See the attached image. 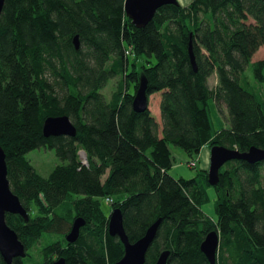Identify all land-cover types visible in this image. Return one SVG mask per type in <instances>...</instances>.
I'll return each mask as SVG.
<instances>
[{"label":"trees","instance_id":"16d2710c","mask_svg":"<svg viewBox=\"0 0 264 264\" xmlns=\"http://www.w3.org/2000/svg\"><path fill=\"white\" fill-rule=\"evenodd\" d=\"M124 3L5 0L0 18V145L11 189L30 211L28 221L8 214V224L28 252L46 233H67L76 217L65 213L76 195L83 196L75 206L86 219L79 238L42 246L43 264H52L54 254L64 256L67 264H114L124 255V244L110 235L108 218L96 211L100 198L117 195L112 207L122 208L131 242L162 219L145 264H155L165 249L170 250L167 264H211L201 243L213 230L220 235L216 264H264V161H228L215 186L208 171L204 183L170 172L172 145L191 157L204 145L264 149V91L256 86L264 85V58L253 61L264 46V0L167 4L141 28L127 16ZM76 34L79 49L73 43ZM131 54L136 67L129 72ZM142 55L147 57L140 66ZM123 73L107 100L101 90ZM141 74L148 79L149 95L162 92L161 131L149 109H133ZM213 74L218 83L210 87ZM130 85L135 92L128 95ZM211 99L229 123L217 132L212 129ZM61 114L70 116L77 134L45 137L44 119ZM40 147L54 149L63 161L48 176L27 157ZM79 149L85 150L87 165L79 161ZM205 185L217 192V223L202 211L210 200ZM0 264H7L1 254ZM13 264L26 263L16 257Z\"/></svg>","mask_w":264,"mask_h":264},{"label":"water","instance_id":"95a60500","mask_svg":"<svg viewBox=\"0 0 264 264\" xmlns=\"http://www.w3.org/2000/svg\"><path fill=\"white\" fill-rule=\"evenodd\" d=\"M5 0H0V18L3 12ZM167 4H180L179 0H125L124 7L127 16L133 23L141 28L146 26L155 16L157 10ZM192 34V33H191ZM76 49L80 48L79 34L73 38ZM189 53L191 63L198 70L193 43L190 40ZM148 79L141 74L139 86L135 92L132 106L136 112H145L149 109ZM77 134V127L67 114L49 115L43 122V135L70 136ZM210 166L208 169V181L215 186L220 181V169L231 160H241L249 164H256L264 161V149L258 146H251L247 151L229 148L225 145L215 144L210 149ZM8 214L21 215L25 221L30 218L29 210L23 205L19 195L13 192L8 179V166L6 152L0 145V254L7 264H13L14 258H24L27 255V248L19 238L18 233L7 221ZM162 222L158 218L149 226L146 233L131 242L124 225V213L121 207L113 209L110 215L108 230L111 236H117L124 244V255L114 264H145L149 248L153 244L159 226ZM86 224V219L82 216L76 217L73 221L70 232L66 235L69 242H75L80 235V229ZM220 246V235L217 231L209 232L201 243V250L211 264L217 262V252ZM170 250H163L155 264H167ZM52 264H67L64 256L58 257Z\"/></svg>","mask_w":264,"mask_h":264},{"label":"rangeland","instance_id":"374dc122","mask_svg":"<svg viewBox=\"0 0 264 264\" xmlns=\"http://www.w3.org/2000/svg\"><path fill=\"white\" fill-rule=\"evenodd\" d=\"M192 1L193 0H179V2L184 6L189 5ZM253 21H254L253 19H250L248 22H253ZM256 54L257 55L253 60L262 58L261 55L264 54V48H261V51L256 52ZM129 57H130V62L128 64V71L130 72L136 66H134L132 63L133 54H131ZM146 57L147 56L145 55L140 56L137 60L138 65L142 66L143 64H145ZM151 60L154 61V59H151ZM111 62L112 60H110L107 63V67H110ZM246 73L250 76L251 79H253V73L250 68L246 70ZM124 75L125 73L116 75L101 90V92L105 95L107 100H110L112 98L113 93L117 89L119 81L124 78ZM208 82H209L210 87H215V85H217L218 83L216 74H213L212 76H210ZM256 86L260 92L264 91L263 84L256 83ZM134 92H135V88L133 85H130L129 89L126 90V93H128V95L133 94ZM161 96H162L161 91L155 92L149 95V112L154 117V119L158 122L160 131L163 125L162 118H161V112H160ZM210 117H211V122H212V129L214 132H217L229 126L227 119L225 118L224 114L221 112L219 106L217 105V102L214 99L210 100ZM171 149L174 155V165L172 169L170 170L171 174L174 177H184V178L196 177L199 182L204 183L205 174L208 171L209 166H210V155H211L210 147L207 145L201 150V152H199L198 154H194L192 157L180 147L172 145ZM81 152H83V149H79L78 151L79 161L83 165L84 164L87 165L88 160L86 159V162H85V158L81 155ZM27 157L31 161L35 169L43 176H48L57 165L63 163L62 159L57 155L54 149H49L45 147H40L35 150L29 151L27 153ZM191 161L196 163L195 167H193V162ZM226 167L227 165H225L223 169H226ZM108 171L109 170H107V172L104 175H102V180L107 178L109 174ZM202 171H204L203 176H202ZM260 174L262 175L261 181H262V185L264 186V164L260 167ZM207 186H208L207 189H209L208 193H209L210 200L207 203H204V205H202V209H203L202 211H203V214L206 216V218H209L215 223H217L216 221L217 220V216H216L217 192L212 188V186H209V185ZM207 186L205 185V188ZM113 196H109V197L112 199L113 198L116 199L120 197L117 195H113ZM82 198L83 196H79V195L75 196V202L70 207V211L67 213L64 212L66 216L69 215L73 219L79 216V214L75 210V206L77 205L78 202H80V200H82ZM113 201L107 200V197L100 198V206L98 207V210L96 211V214H98L100 217L103 218L104 216H106L108 218V224H109L111 212L114 209L112 207ZM96 222L98 223L97 220ZM71 224L72 223H70V226ZM68 230L66 231L67 233H68ZM67 233L64 236L60 234H56V233L54 234L46 233L41 239V242L33 249L28 250L27 255L22 259L25 261L26 264H43V261L45 259L39 254V250L41 249V247L50 243L53 240L55 241L59 240L63 245H65L64 240L65 239L67 240L66 238ZM56 258H57L56 254L52 255L51 256L52 262Z\"/></svg>","mask_w":264,"mask_h":264},{"label":"crops","instance_id":"0c3cea01","mask_svg":"<svg viewBox=\"0 0 264 264\" xmlns=\"http://www.w3.org/2000/svg\"><path fill=\"white\" fill-rule=\"evenodd\" d=\"M261 48H264V46H262ZM261 48H260L258 51H261ZM258 51H257V52H258ZM256 55H257V54L255 53L253 59L256 57ZM263 55H264V54L261 55L262 58H264ZM259 59H261V58H259ZM259 59H257V60H259ZM253 61H256V60H253ZM206 146H207V145H204V146L202 147V149H203L204 147H206ZM202 149H201V150H202ZM200 152H201V151H200ZM208 191H209V190H208Z\"/></svg>","mask_w":264,"mask_h":264},{"label":"built area","instance_id":"2783aa9c","mask_svg":"<svg viewBox=\"0 0 264 264\" xmlns=\"http://www.w3.org/2000/svg\"><path fill=\"white\" fill-rule=\"evenodd\" d=\"M82 156L85 158V162H86V157H85L84 153H82ZM191 162H193V161H191ZM195 164H196V163L193 162V166H195ZM107 200L113 201V199L110 198V197H107Z\"/></svg>","mask_w":264,"mask_h":264},{"label":"flooded vegetation","instance_id":"af4514ba","mask_svg":"<svg viewBox=\"0 0 264 264\" xmlns=\"http://www.w3.org/2000/svg\"><path fill=\"white\" fill-rule=\"evenodd\" d=\"M71 227H72V224H71ZM69 230H71V228H70ZM57 258H58V257H57ZM57 258H56V259H57ZM56 259H55V260H56Z\"/></svg>","mask_w":264,"mask_h":264}]
</instances>
